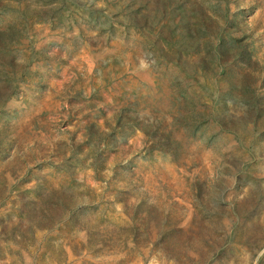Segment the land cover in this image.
<instances>
[{
    "label": "rangeland",
    "instance_id": "1",
    "mask_svg": "<svg viewBox=\"0 0 264 264\" xmlns=\"http://www.w3.org/2000/svg\"><path fill=\"white\" fill-rule=\"evenodd\" d=\"M0 264H264V0H0Z\"/></svg>",
    "mask_w": 264,
    "mask_h": 264
}]
</instances>
